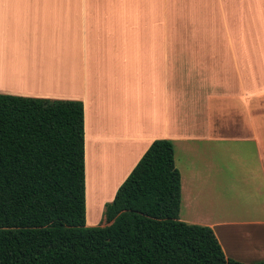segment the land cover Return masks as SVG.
<instances>
[{
	"label": "crops",
	"instance_id": "0c3cea01",
	"mask_svg": "<svg viewBox=\"0 0 264 264\" xmlns=\"http://www.w3.org/2000/svg\"><path fill=\"white\" fill-rule=\"evenodd\" d=\"M0 93L82 101L86 205L111 202L156 139L173 143L181 204L185 191L190 203L231 200L235 169L217 155L264 200V0H0ZM106 167L103 197L90 181ZM202 224L219 238L215 228L256 223ZM243 233L264 251V229ZM252 248L224 253L244 262Z\"/></svg>",
	"mask_w": 264,
	"mask_h": 264
},
{
	"label": "trees",
	"instance_id": "16d2710c",
	"mask_svg": "<svg viewBox=\"0 0 264 264\" xmlns=\"http://www.w3.org/2000/svg\"><path fill=\"white\" fill-rule=\"evenodd\" d=\"M180 206L173 143L156 139L106 203L107 224L86 226L82 101L0 93V264H245Z\"/></svg>",
	"mask_w": 264,
	"mask_h": 264
},
{
	"label": "rangeland",
	"instance_id": "374dc122",
	"mask_svg": "<svg viewBox=\"0 0 264 264\" xmlns=\"http://www.w3.org/2000/svg\"><path fill=\"white\" fill-rule=\"evenodd\" d=\"M191 50L195 51L197 48L193 46ZM198 78V76H197ZM181 79H177L176 83H180ZM213 86V87H212ZM207 91H214V83H211L208 85ZM146 97H142L144 99ZM223 115H227L224 111ZM217 146H221L224 148H234L237 147V143L235 142H221L217 144ZM245 158V157H244ZM175 159V158H174ZM216 161L222 162L223 164H229L231 163V169H235V172L233 173V177L237 179L235 182L236 187L234 188L233 192L231 195V200L229 202H217L214 204H209L205 203H199L196 201H192L191 203L188 202L186 199L185 201V196H186V191L184 193V203L181 204L180 206V211H179V219L184 221V220H192V219H200L202 220L200 225H203L202 223L205 222L207 218H210L211 220H225V221H245V222H252L256 224H252L251 226H235V227H222V228H215V232L219 238L221 243L220 245H223L226 253L228 256H234L236 254H240L242 248L248 249L252 248L251 251L256 250L253 256H250L249 258L244 259L243 263L246 264H256L262 260H264V251H260L258 246L256 245H249L248 244L254 242L256 243L258 237L256 239L250 240L248 236H244L243 231L245 232H251V233H258L264 229V224H258L257 222L253 221H264V211L259 209V206L264 204L263 196H259L257 194H254L252 191L251 186H247L245 183V173L240 171L239 164L238 166L236 163H238L236 160L225 158L224 156H216ZM244 163L245 161H240ZM232 175V173H231ZM91 183L90 186L93 188L97 189L99 188L100 190H97L99 193H102L99 196L105 197L104 194L107 193V189L109 184L113 183V180H111V173L109 169L106 167V169H103L100 171L97 177H95L94 174H92L91 177ZM105 181L104 187H99V183L101 180ZM96 185V186H95ZM121 185V184H120ZM119 185V186H120ZM209 196H207L206 199H208ZM225 197H227L225 195ZM215 198H219V196H216ZM108 203V202H107ZM106 205V204H105ZM105 205L103 206V209H101V205H98L96 203V198L94 199L91 195V199L88 202V205H86V226H90V223H94L92 226H99L100 223L102 224H107L105 221V216H104V209ZM231 206L234 207V209L230 208ZM213 207H216L214 210ZM213 210V211H212ZM211 211V212H210ZM213 212V213H212ZM212 213V214H210ZM89 214H95V217L89 216ZM94 219H96L94 222ZM190 223V222H189ZM232 231V233L230 232ZM257 235V234H255ZM264 238V237H263ZM218 240V241H219ZM247 243V244H246ZM238 248V249H237ZM223 249V248H222ZM223 249V251H224ZM236 259V258H235Z\"/></svg>",
	"mask_w": 264,
	"mask_h": 264
},
{
	"label": "bare ground",
	"instance_id": "6f19581e",
	"mask_svg": "<svg viewBox=\"0 0 264 264\" xmlns=\"http://www.w3.org/2000/svg\"><path fill=\"white\" fill-rule=\"evenodd\" d=\"M32 65H33V64H31V66H32ZM28 66H29V65H28ZM24 67H25V66H24ZM14 70H15V68H14ZM14 70H13V71H14ZM16 70H17V66H16ZM13 73H15V71H14ZM16 74H17V71H16ZM91 215H92V217L96 218V217H95V214H89V216H91ZM94 218H93V220H94V222H96V221H95L96 219H94Z\"/></svg>",
	"mask_w": 264,
	"mask_h": 264
}]
</instances>
